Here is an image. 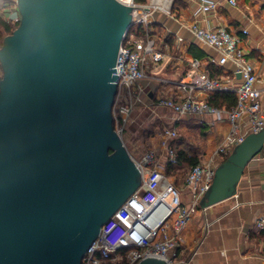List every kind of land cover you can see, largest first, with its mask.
Instances as JSON below:
<instances>
[{
    "label": "water",
    "instance_id": "obj_1",
    "mask_svg": "<svg viewBox=\"0 0 264 264\" xmlns=\"http://www.w3.org/2000/svg\"><path fill=\"white\" fill-rule=\"evenodd\" d=\"M15 2L18 25L0 46V264H80L140 185L112 107L120 44L146 8ZM263 145L264 126L246 134L216 166L200 208L233 195Z\"/></svg>",
    "mask_w": 264,
    "mask_h": 264
},
{
    "label": "built area",
    "instance_id": "obj_2",
    "mask_svg": "<svg viewBox=\"0 0 264 264\" xmlns=\"http://www.w3.org/2000/svg\"><path fill=\"white\" fill-rule=\"evenodd\" d=\"M119 1L146 8L144 14L132 20V25L142 26L145 33L138 36L133 32H126L115 63L119 72H115L117 91L112 116L114 129L122 139L139 100V96L135 94V85L146 77L148 64L158 63L164 57L162 49L155 37L147 32L146 26L153 12H169L172 0L169 3L165 0ZM197 1L200 13L214 14L217 8L215 0ZM229 2L235 4V0ZM17 20L18 12L8 19L10 22ZM189 28L197 41L216 51V63H229L234 67L240 82L233 86L212 78L202 68L201 61L192 57L187 70L178 78L163 79V82L175 88L176 93L160 97L156 106L169 111L176 118L198 116L225 121V136L213 150V154L223 159L244 139L245 134L241 132L244 117L249 122V133L257 132L264 126L259 101L261 89L256 86L254 67L240 47L238 35L219 23L213 27H203L193 22ZM243 32L246 30L243 29ZM217 90L234 92L235 104L228 108L211 104L210 95ZM198 92H203L206 96L199 97L196 95ZM166 135L168 140L162 151L167 150L170 138L178 136L176 132H166ZM168 151L171 153V150ZM129 155L140 172V185L102 224L99 235L87 248L80 264H137L148 256L162 259L164 264H189L184 256L181 234L200 208L199 201L209 188L217 165L202 158L188 168L179 181L176 177L175 156L170 154L164 160L163 157H154L152 151L139 157ZM253 228L264 232V213L254 221ZM262 256L264 259V243Z\"/></svg>",
    "mask_w": 264,
    "mask_h": 264
},
{
    "label": "crops",
    "instance_id": "obj_3",
    "mask_svg": "<svg viewBox=\"0 0 264 264\" xmlns=\"http://www.w3.org/2000/svg\"><path fill=\"white\" fill-rule=\"evenodd\" d=\"M215 2L217 8L214 14L200 13L197 0H172L169 12H153L146 30L155 37L164 57L158 63L148 64L146 77L135 85V94L139 96L136 111L156 113V101L176 93L175 88L163 79L178 78L187 70L192 57L197 56L202 68L212 78L233 86L240 82L239 74L234 72L231 64L216 63V51L195 39L189 28L195 22L203 27L223 24L239 36V45L254 67L256 86L261 89L259 101L264 115V0H235V4L229 0ZM16 12L15 0H0L2 19L8 21ZM196 95L206 96L203 92ZM175 119L181 121L184 132L198 146L203 159L216 165L222 161L220 156L213 154V150L225 136V121L198 116ZM172 124L176 126L175 121ZM248 129L249 122L244 117L241 132L246 135ZM172 140L174 138H170L169 142ZM181 167H175L179 181L189 168L186 163H182ZM263 213L264 145L245 165L233 195L206 208H199L190 218L181 234L184 256L189 264H264V232L253 228L254 221Z\"/></svg>",
    "mask_w": 264,
    "mask_h": 264
},
{
    "label": "rangeland",
    "instance_id": "obj_4",
    "mask_svg": "<svg viewBox=\"0 0 264 264\" xmlns=\"http://www.w3.org/2000/svg\"><path fill=\"white\" fill-rule=\"evenodd\" d=\"M144 1L147 2L148 0ZM1 75L0 68V77ZM171 114L159 107L156 109V113H151V111L149 113L145 110L135 111L122 134V140L127 151L134 157L152 151L154 157H163L164 160H167L171 154V156H175V165L180 169L182 163H185V156L197 152L198 146L184 132L181 121H176L175 116L172 115L171 117ZM174 121L179 127L176 131L178 136L169 142L167 150L162 151L166 140H168L166 133L163 134L162 128ZM168 150H171V153ZM178 172L181 173L182 171Z\"/></svg>",
    "mask_w": 264,
    "mask_h": 264
},
{
    "label": "trees",
    "instance_id": "obj_5",
    "mask_svg": "<svg viewBox=\"0 0 264 264\" xmlns=\"http://www.w3.org/2000/svg\"><path fill=\"white\" fill-rule=\"evenodd\" d=\"M136 1L145 2L144 0H136ZM18 22H19V20L15 21V22L6 21L0 17V46L2 43L3 36L10 34L17 27ZM131 32L135 33L138 36L143 35L145 33L144 28L142 26L137 27L135 25H131L128 28L126 34L131 33ZM209 102L215 106H218V107H227L228 108V107H231L235 104L236 96H235L234 92H232V91L217 90V91H214L210 95ZM227 156H225L222 159V161L224 159H226ZM201 159H202V157H201L200 153L197 151L194 154L186 155L184 158V161L188 165V167L190 168V167L194 166L197 162H199Z\"/></svg>",
    "mask_w": 264,
    "mask_h": 264
},
{
    "label": "bare ground",
    "instance_id": "obj_6",
    "mask_svg": "<svg viewBox=\"0 0 264 264\" xmlns=\"http://www.w3.org/2000/svg\"><path fill=\"white\" fill-rule=\"evenodd\" d=\"M128 2L129 0H124V2ZM158 1V0H156ZM170 1H167V3H169ZM178 130V128L176 126H174V124L172 125H168V126H165L162 128V132L163 134L166 133V132H169V133H173V132H176Z\"/></svg>",
    "mask_w": 264,
    "mask_h": 264
}]
</instances>
